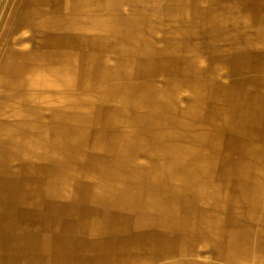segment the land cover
<instances>
[{
  "label": "bare ground",
  "instance_id": "6f19581e",
  "mask_svg": "<svg viewBox=\"0 0 264 264\" xmlns=\"http://www.w3.org/2000/svg\"><path fill=\"white\" fill-rule=\"evenodd\" d=\"M0 61V264H264V0H25Z\"/></svg>",
  "mask_w": 264,
  "mask_h": 264
},
{
  "label": "rangeland",
  "instance_id": "374dc122",
  "mask_svg": "<svg viewBox=\"0 0 264 264\" xmlns=\"http://www.w3.org/2000/svg\"><path fill=\"white\" fill-rule=\"evenodd\" d=\"M24 1L9 0L6 24L3 27V35H5V38L0 45V61L5 49L11 46V38H18L17 33L21 30V27H18L17 20Z\"/></svg>",
  "mask_w": 264,
  "mask_h": 264
},
{
  "label": "crops",
  "instance_id": "0c3cea01",
  "mask_svg": "<svg viewBox=\"0 0 264 264\" xmlns=\"http://www.w3.org/2000/svg\"><path fill=\"white\" fill-rule=\"evenodd\" d=\"M8 7L9 0H0V45L5 38V35H3V27L6 24Z\"/></svg>",
  "mask_w": 264,
  "mask_h": 264
}]
</instances>
